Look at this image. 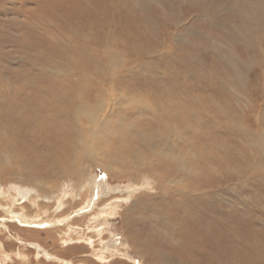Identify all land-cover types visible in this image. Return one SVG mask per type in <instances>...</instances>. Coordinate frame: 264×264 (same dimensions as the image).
I'll use <instances>...</instances> for the list:
<instances>
[{
    "label": "rangeland",
    "instance_id": "1",
    "mask_svg": "<svg viewBox=\"0 0 264 264\" xmlns=\"http://www.w3.org/2000/svg\"><path fill=\"white\" fill-rule=\"evenodd\" d=\"M68 42L74 44H69L70 50ZM80 46L88 47L98 57H102L105 46L119 54L120 64L130 67L132 75L130 78L129 70L123 67L114 68L113 72L122 80L119 82L130 84L138 96H154L158 105L165 102L163 108L173 106L175 100H180L176 103L182 108L188 101L194 113L191 120L195 127L192 133L196 151L194 168L212 171L209 177L218 179L220 184L211 188V185L193 187L192 194L179 190L175 195L167 192L146 197L136 192L131 199L137 208L127 195H114L112 197H122L117 208L108 207L87 218L85 215L69 216V212L85 201L86 192L77 198L69 195L61 205L50 204L36 214L48 219L69 216L66 219L69 223L31 233L36 238L32 242L39 243L50 255L62 261L47 260L34 247L22 244L27 241L25 239H32L30 234L18 232L16 228H10L8 234L0 228V264H24L25 261L28 264H65L64 261L71 264H133L142 256L144 264H152L148 253L142 251V255L139 254L145 248V242L154 245L160 254L162 244L170 243L168 239L161 243L156 233L166 229L158 223L156 212L167 210V218L173 225L176 217L186 219L189 213L181 199L182 194H188L187 200L193 205L199 202L201 193L207 195V201L200 202L204 211L193 228L206 235L202 241L207 245L204 248L208 255L204 254L201 264H248L247 258L239 257L241 254L252 259L253 264H264V173L256 165L261 157L264 158V0H0V86L12 84L22 89V84L27 82L34 85L33 91H37L34 100L30 96L27 101L19 96L16 99L14 95L13 104L18 106L10 109L8 103L3 102L2 111L13 113V116L18 114L21 120L27 116L29 119L33 116L41 118L48 131L54 125L48 119L51 108L39 109L37 99L47 98L57 84L64 85L62 89L72 90L69 87H74L73 79L94 80L83 71L90 66L86 56H78L74 50ZM69 65L76 68H69ZM21 94L26 93L21 91ZM150 115L151 111L146 110L141 118ZM110 118L115 120L118 116L110 115ZM146 130L167 135L158 126ZM25 132L24 141H33L31 145L24 142L23 147L40 157L41 163L57 150H64L59 143L40 138L33 123L27 125ZM4 133V138L10 139V129ZM249 134L257 144L248 143ZM110 137L109 141L115 140L109 147H119L121 154L123 146L133 141L132 137H127L124 142L116 136ZM170 137L177 141L173 135ZM71 139L65 135L64 146ZM0 152L4 153V150L0 148ZM157 160L161 159L158 157ZM81 162L82 168H92L88 159ZM102 169L96 167L89 172L91 182L109 180L108 173ZM130 177L119 175L112 179L129 184ZM151 182L163 185V182ZM191 183L195 180L183 181L181 185ZM91 185L86 189L92 190ZM138 186L151 194V186ZM97 199L93 197L95 201H88L86 208H91ZM109 199L102 198L100 205ZM0 202L1 206L10 203L1 199ZM28 208L30 213L36 211L23 201L14 206V210L23 213ZM81 210L78 213L85 211ZM111 212H116L114 220L110 219ZM5 216L0 210V222ZM172 216L174 221L171 223ZM106 218L110 224L107 228L103 224ZM88 227L92 230L87 231ZM79 228L84 230L79 233ZM110 229L117 232L110 243L118 244L121 234L132 242L129 254L133 262L118 255L95 259L93 252L100 243L108 241ZM15 236L21 240H15ZM70 239L73 242L70 243ZM176 239L180 238H173L170 246L175 247ZM66 240L67 243H61ZM77 240L79 242H75ZM179 249L187 251V247ZM163 252L169 251L164 248ZM123 253L120 249L119 254ZM182 259L176 257V264H184ZM155 264L168 263L158 256Z\"/></svg>",
    "mask_w": 264,
    "mask_h": 264
},
{
    "label": "bare ground",
    "instance_id": "2",
    "mask_svg": "<svg viewBox=\"0 0 264 264\" xmlns=\"http://www.w3.org/2000/svg\"><path fill=\"white\" fill-rule=\"evenodd\" d=\"M69 44L74 46L73 42H68V47ZM74 50H76L78 56H86L85 58L90 62V66H86L85 69L82 70L94 80L85 81L73 79L75 85L74 87H69L72 90L62 89L64 85L60 86L61 84H57L54 88H51L53 92L50 93L47 98L43 96L42 99H37L38 106H36L39 109L51 108L48 119L50 123L54 125L51 126L48 131L45 130L41 118L37 119L33 116L29 119L27 116L26 119L23 118L24 120H21L18 114L13 116V113L6 114V112L2 111L3 102H7L10 109L18 106L15 103L13 104L15 100L14 95L16 99L17 96H19V98H23L27 101V97L30 96L32 100H34L36 97L34 93L37 91L32 90L34 87L33 84L25 82V84H22V89L12 84H8V86L5 85L4 87L0 86V148L4 150V153L0 152L2 156V159L0 158V184H6L3 187L0 185V199L5 202H10L8 206H1L0 202V210L2 213L6 214V216L1 219L0 228L8 234L10 233V228H16L18 232L30 234L32 239H25L27 241H25V243L22 241V244H25L26 247H34L36 252L41 253L47 260H57L60 262L62 261L61 259L50 255L39 243L32 242L36 240V238L31 235L33 230L61 226L58 224H68L69 222L66 221V219L71 215H85V218H87L89 215L92 216L97 211H104L108 207L117 208L122 201L121 196L124 194L129 197L131 204H134V207L137 208L136 202L131 199L136 192L141 193L138 195L145 194L146 197H153L158 193L159 196H161L160 194H165L167 192H169L168 195H175L179 190H184L192 194L194 193L193 187L203 188L207 185H211V188L212 186L220 184L218 179L212 180L214 178L209 177L211 176L209 173L211 174L212 171L202 172L194 168L193 159L196 157V151L192 133L195 127L191 125V120L194 119V113L191 111L188 101L184 104L186 108L184 106L180 108L179 104L176 103L180 100H175L173 106L169 108H167L168 106L166 108L164 106V109L163 105H166L165 102H163V105H158L155 102L157 98L154 96H147V98H144L141 97V94L140 96L135 94V90L132 91L134 88L129 86L130 84H122V80L118 79V74L116 75V73L113 72L114 68L123 67L129 70L130 78L132 75L130 72L131 68L124 64H120L121 61L118 60L119 54L115 53L109 46L102 47V51L100 49L102 57L93 54L86 46H80L79 48L74 47ZM101 59H105L107 62H102ZM71 65L68 67L73 69L76 68ZM119 76L121 77V75ZM20 90L26 94L23 96ZM41 92L44 94L45 90L42 89ZM183 94L184 93H182V95ZM146 110L151 111V117L145 116L141 118L144 116ZM21 113L22 112H20V114ZM140 114L141 116L139 118L138 116ZM110 115H116L118 118L112 120ZM19 119L21 121H19ZM29 123L35 125L36 133L41 135L40 138L44 137L47 140H52L53 144L59 143V145H61V147H59L64 150H57L51 157H47L46 162L42 161L43 163H41L40 157H35L29 152L30 150L23 147L24 142L27 141H24L26 138L25 129ZM155 126L162 127L167 135L157 130H146L148 127ZM228 126L230 125L226 127ZM236 126L238 125L236 124ZM9 129L11 134L10 139L8 138V140H6L4 138V132H6V130L9 131ZM65 135L71 136L72 139L74 138V140L71 139L66 146H64V140H62L65 138ZM170 135H173L177 141H172ZM110 136H116L122 142H124L127 137H132L133 141L129 144L127 142L125 146H123V152L121 154L118 151L119 147H109L113 145L115 140L109 141L108 138L112 139ZM252 136V134L248 135V143L255 142ZM252 139L254 141H251ZM32 141L33 139L27 142H30L31 145ZM158 157L161 160H157ZM83 159H88L92 168H82L81 161ZM260 160L261 161H258L256 165L260 167V171L264 173V158L261 157ZM34 166L38 168L34 169ZM96 167H102L106 170L109 177L108 181H90L89 172ZM199 167L202 168L201 165H199ZM215 170L217 171V169ZM119 175H130L129 184H123L122 182L112 179L113 176ZM189 179L195 180V183L184 186L181 185V182L189 181ZM151 181L163 182V185H160V183H152ZM64 183H67V185ZM89 184H92V190L86 189V186ZM138 185L151 186L152 188H149V191H151L152 195L147 193L148 190L142 189ZM83 192L87 194L85 201L79 207L69 212V216L67 217L63 215L61 218L48 219L49 217L47 216L43 218L42 216L39 217L36 215L41 210L48 208L50 204L61 205L67 196L72 195L73 198H77ZM114 195L121 196L112 197ZM89 196H91L92 199H89ZM182 196L183 198L181 199L186 203V210H189L186 219L176 217V221L173 222L174 216H172L171 223L173 222V225H170L169 219L167 218V210L156 212L160 226L162 228L166 226V229L159 230L156 233L161 243H163L165 239L170 240L169 244H162L163 248L161 254L156 250L154 245L147 241L145 242V248L143 250H137L140 255H142V251L148 253V257L151 258L152 264H155V258L158 256H160V260L162 259L168 264H176V257L183 258L182 261L184 264H201L200 261L204 254L208 255L207 249L204 248V246L207 245L205 243L204 245L202 241V238L206 235H202L200 232L193 229L195 228V221H199L200 215L204 211L200 206V202H206L207 195L201 193L199 202L193 205L187 200L189 197L188 194H182ZM93 197H98L99 199L96 200L91 208L90 206L86 208L90 202L92 203L95 201ZM102 198L110 199L106 204L100 205L99 202H101ZM22 201L26 202L36 211L30 213L29 208L23 210L25 211L24 213L19 210H14V206L21 204ZM22 209H24V207ZM81 209L85 211L78 213L82 211ZM111 213L113 216H111L110 219L114 220L116 212ZM108 219L109 218H106L105 222H103L105 228L110 227V224L107 222ZM121 219L125 221V218L121 217ZM13 222H16L18 225ZM29 226H34L37 229L29 228ZM86 229L87 231L92 230L90 227ZM83 230L84 229L79 228L78 232L80 233ZM108 232H111L108 241L105 242L108 244H99L93 252L95 259L100 260L118 255L121 258L123 257L133 262L129 254V252H131L132 242H128L126 240L127 236L121 234L120 236L122 238H120L118 244L110 243L117 232L111 229ZM176 237L181 240H174L175 247L170 246L172 239ZM14 238L15 240H21L17 236ZM69 242L71 243L73 241L70 239ZM75 242L79 241L77 240ZM61 243H67V240ZM200 245L203 246L199 247ZM183 247H187V251L179 249ZM164 248H167L170 253L163 252ZM120 249L125 253L119 254ZM172 252H176L177 254H172ZM197 256H199V258H197ZM239 257L243 260L247 258V261H249L248 264H253L252 259L248 260L249 257H245L244 254H241ZM142 258L143 256L141 258L138 257L137 263L134 261L135 263L133 264H144ZM35 260L38 262V259ZM63 263L71 264L69 261H64ZM24 264H28V261H25ZM215 264L221 263L218 262Z\"/></svg>",
    "mask_w": 264,
    "mask_h": 264
}]
</instances>
